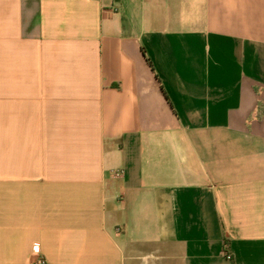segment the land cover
<instances>
[{
  "label": "crops",
  "instance_id": "crops-1",
  "mask_svg": "<svg viewBox=\"0 0 264 264\" xmlns=\"http://www.w3.org/2000/svg\"><path fill=\"white\" fill-rule=\"evenodd\" d=\"M35 244L264 264V0H0V264Z\"/></svg>",
  "mask_w": 264,
  "mask_h": 264
},
{
  "label": "built area",
  "instance_id": "built-area-1",
  "mask_svg": "<svg viewBox=\"0 0 264 264\" xmlns=\"http://www.w3.org/2000/svg\"><path fill=\"white\" fill-rule=\"evenodd\" d=\"M123 173L124 171L122 169H117L112 171V174L116 177L122 176ZM32 255L33 258L30 264H49L46 257L43 255L39 244L34 245Z\"/></svg>",
  "mask_w": 264,
  "mask_h": 264
},
{
  "label": "trees",
  "instance_id": "trees-1",
  "mask_svg": "<svg viewBox=\"0 0 264 264\" xmlns=\"http://www.w3.org/2000/svg\"><path fill=\"white\" fill-rule=\"evenodd\" d=\"M259 116H260V112L257 113V117H259Z\"/></svg>",
  "mask_w": 264,
  "mask_h": 264
}]
</instances>
